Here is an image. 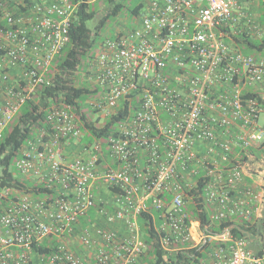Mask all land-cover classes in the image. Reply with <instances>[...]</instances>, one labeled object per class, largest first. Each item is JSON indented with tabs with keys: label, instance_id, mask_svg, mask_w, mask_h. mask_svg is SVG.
<instances>
[{
	"label": "built area",
	"instance_id": "obj_1",
	"mask_svg": "<svg viewBox=\"0 0 264 264\" xmlns=\"http://www.w3.org/2000/svg\"><path fill=\"white\" fill-rule=\"evenodd\" d=\"M75 10L72 0H0V141L21 107L51 84ZM262 32L241 0H149L139 24L103 41L84 74L96 90L84 114L102 126L121 113L105 142L82 143L80 113L59 103L21 147L15 170L51 194L0 188V264L138 263L142 213L157 221L166 255L213 241L196 264H264V252L231 225L194 238L186 210L202 180L213 221L251 219L262 199L240 188L244 165L232 151L264 147L262 106L243 96L264 86V54L228 41ZM75 141L80 151L67 157Z\"/></svg>",
	"mask_w": 264,
	"mask_h": 264
},
{
	"label": "trees",
	"instance_id": "obj_2",
	"mask_svg": "<svg viewBox=\"0 0 264 264\" xmlns=\"http://www.w3.org/2000/svg\"><path fill=\"white\" fill-rule=\"evenodd\" d=\"M76 4L75 13L71 19L69 29V41L61 52L56 56L52 69L48 72L51 84L40 87L33 98L28 100L20 109L19 114L12 122L10 128L5 132L0 141V188L7 186L19 192L32 195L34 198L46 197L51 194L50 189L44 183H38L29 178H23L14 168V160L19 155L21 147L35 136L41 127L47 126L46 115L48 110L59 103L71 104L80 113L81 128L84 136L82 143L91 144L93 138L101 139L104 143L110 133L114 131V124L118 121L121 113L106 120L102 126L84 114L82 109L85 99L94 94L93 90L81 79V72H88V62L93 58L90 54L96 44V36L103 28L110 16L119 13L121 5L108 0L109 8L106 14L99 19L93 28L87 26L86 21L92 19L95 12L90 10L91 0H72ZM262 22L264 27V0H262ZM140 6L132 9V14L137 15ZM231 40L239 47V50L246 53V48H251L257 54H264V35L254 38L245 33L231 34ZM247 54V53H246ZM245 97H256L264 108V93L259 94L253 91H245ZM204 181H199L197 186L189 192L190 198L186 204L189 218L187 224L198 222L199 229L204 234H215L224 226L231 225L235 236L247 240L249 234H255L260 226L252 223V219H233L227 222L213 221L210 219V208L202 197ZM93 217V211H90ZM157 221L147 213L138 217V224L142 239L146 248L138 263L134 264H196L206 258L210 249L217 245L216 242L201 243L193 248L184 249L176 253L166 255L159 243V234L155 229ZM260 241L256 253L264 252V222L261 224ZM261 228V227H260ZM46 251L45 249H42Z\"/></svg>",
	"mask_w": 264,
	"mask_h": 264
},
{
	"label": "rangeland",
	"instance_id": "obj_3",
	"mask_svg": "<svg viewBox=\"0 0 264 264\" xmlns=\"http://www.w3.org/2000/svg\"><path fill=\"white\" fill-rule=\"evenodd\" d=\"M149 0H114V3L121 5L120 11L115 16H110L106 23L104 24L103 28L100 30L99 34L96 36V44L90 54L94 55L96 52H98L100 45L103 41L106 39H115L119 34H125L131 29L135 28L138 24V20L143 13L147 3ZM90 10L95 12V15L92 19L86 21V24L88 27L93 28L94 25H96L107 12L109 5L108 0H91L90 2ZM241 5L244 9L249 10L252 14V16L256 19L257 22L260 23V25L263 24L262 22V0H247L245 2H241ZM140 6L139 12L137 15L132 14V9ZM234 31V30H232ZM235 34V33H234ZM264 32L260 35L263 36ZM240 48V46L238 47ZM247 54L256 55V51L251 48L243 49ZM90 62H88L89 65ZM89 69V67H87ZM85 72H81V79L89 85V87H92V82L86 79V76L84 75ZM93 98V97H90ZM259 124H262L264 122V110L260 113ZM33 179V176H32ZM106 198V197H105ZM93 221V220H92ZM95 223V221H93ZM193 225H196L193 221ZM197 231L199 233V228L197 227ZM195 235V238H198ZM253 248L254 246L251 245ZM81 252V251H79Z\"/></svg>",
	"mask_w": 264,
	"mask_h": 264
},
{
	"label": "crops",
	"instance_id": "obj_4",
	"mask_svg": "<svg viewBox=\"0 0 264 264\" xmlns=\"http://www.w3.org/2000/svg\"><path fill=\"white\" fill-rule=\"evenodd\" d=\"M12 1V0H9ZM247 0H241L245 2ZM139 24V20H138ZM137 24V25H138ZM254 37V36H252ZM258 38V37H254ZM228 41L232 42L230 38ZM259 53L256 55H260ZM249 91L257 92L259 94L264 93V86L259 85L249 89ZM264 110V108L262 107ZM65 153L67 157L73 156L80 151V145L77 141L69 143L65 146ZM232 158L235 160H241L244 165V181L241 184V189L244 187H251L253 191L260 192L262 194L261 201L256 203V210L252 216V223H256L257 226H260L255 232V234H249V244L253 245V249H258L259 239L261 237L260 230L262 229V223L264 222V147L256 145L251 148L241 150L239 147L235 146L232 151ZM107 197V193H103ZM109 195V194H108ZM94 216V214H93ZM196 225L192 224L193 237L197 236L198 231V222H194ZM252 249V250H253Z\"/></svg>",
	"mask_w": 264,
	"mask_h": 264
}]
</instances>
